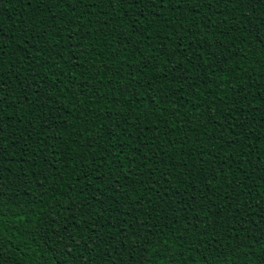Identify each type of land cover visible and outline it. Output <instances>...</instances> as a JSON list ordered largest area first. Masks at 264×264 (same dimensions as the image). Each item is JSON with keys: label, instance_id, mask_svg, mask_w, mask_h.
<instances>
[{"label": "trees", "instance_id": "trees-1", "mask_svg": "<svg viewBox=\"0 0 264 264\" xmlns=\"http://www.w3.org/2000/svg\"><path fill=\"white\" fill-rule=\"evenodd\" d=\"M0 260L264 264V0H0Z\"/></svg>", "mask_w": 264, "mask_h": 264}, {"label": "snow or ice", "instance_id": "snow-or-ice-1", "mask_svg": "<svg viewBox=\"0 0 264 264\" xmlns=\"http://www.w3.org/2000/svg\"><path fill=\"white\" fill-rule=\"evenodd\" d=\"M2 91V89H0ZM0 99H3V97H0ZM0 264H6V261L0 260Z\"/></svg>", "mask_w": 264, "mask_h": 264}]
</instances>
